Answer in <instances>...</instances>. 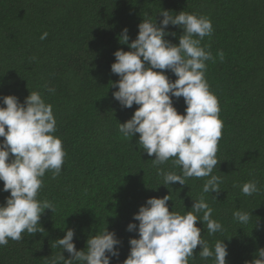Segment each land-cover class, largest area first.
<instances>
[{"label":"trees","instance_id":"obj_1","mask_svg":"<svg viewBox=\"0 0 264 264\" xmlns=\"http://www.w3.org/2000/svg\"><path fill=\"white\" fill-rule=\"evenodd\" d=\"M163 9L203 14L213 24L212 36L201 43L216 58L207 62L205 75L223 122L217 152L221 162L213 169L222 178L219 193L202 191L207 178L163 185L154 155L149 157L137 143L139 134L124 138L119 131L139 107L123 108L113 97L118 89L111 83L119 80L111 72L114 52L130 50L119 36L127 27L131 42L143 15L159 23ZM168 31L176 35L165 38L178 44L183 29L169 25ZM44 32L48 36L41 40ZM165 71L170 80L177 79ZM31 90L52 104L55 135L62 139L66 157L59 176L46 172L38 195L55 206L54 212L46 209L41 215L45 232L25 233L21 241L0 246V264H51L63 251L52 246L68 228L75 230L74 243L81 250L106 227L121 240L119 258L111 264H122L130 239L138 237V231L127 230L130 222L139 224L134 214L148 198L169 193V210L182 213L204 196L224 231L209 235L202 220L197 226L210 246L225 239L228 264H245L264 247V0H0V102L13 94L24 102ZM173 103L184 113L183 97H173ZM159 167L180 174L171 160ZM249 180L258 182L259 191L246 196L240 186ZM9 195L0 181V203ZM236 210L252 213L247 226L234 220ZM200 249L198 245L189 264H214L212 258L199 257ZM64 255L69 258L67 251Z\"/></svg>","mask_w":264,"mask_h":264},{"label":"clouds","instance_id":"obj_2","mask_svg":"<svg viewBox=\"0 0 264 264\" xmlns=\"http://www.w3.org/2000/svg\"><path fill=\"white\" fill-rule=\"evenodd\" d=\"M163 19L158 23L145 13L138 25V35L129 37L125 27L119 36L121 44H128L114 52L115 62L111 72L119 76L111 87L118 90L113 97L121 107L138 105L134 115L120 123L119 131L124 138L139 134L138 145L152 159L163 185L187 184L189 178H207L204 193H219L222 178L213 174L221 162L217 158L218 141L222 136L223 122L219 118L217 96L210 90L206 79L207 62H215L207 46H202L205 37H211L214 28L211 19L203 14L163 9ZM179 26L183 33L179 43L165 37L168 26ZM44 32L40 39H46ZM130 42V43H129ZM224 52H218L220 61ZM165 70H171L177 79L170 80ZM54 93V88H49ZM173 97L184 98V113L177 110ZM57 120L53 106L47 103L39 91H30L24 102L16 95H6L0 102V181L3 191L10 192L5 203H0V246L9 240L21 241L24 235L44 233L40 224L46 209L54 212V204L38 199L44 186L46 172L59 176L65 162L66 150L62 139L55 135ZM171 160L180 169L160 168ZM258 182L249 180L241 187L243 195L251 196L259 191ZM236 185H234L235 187ZM170 188V187H169ZM216 197V196H215ZM217 198V197H216ZM170 193L163 197H150L134 214V221L127 225L129 232L138 231V237L129 241L130 252L122 264H189L200 245L199 257L212 258L214 264H228V245L217 240L213 246L202 238L197 221L202 220L209 235L223 232L222 224L212 218L213 209L204 196L194 199L187 212L169 210ZM240 226H247L252 213L243 210L233 212ZM258 220V219H257ZM255 221V226L257 225ZM75 230L68 228L57 239L63 251L52 259L51 264H111L120 255L121 240L108 227L88 238L86 248L78 250L74 243ZM69 253L65 258L64 252ZM245 264H264V247H259L253 258Z\"/></svg>","mask_w":264,"mask_h":264}]
</instances>
